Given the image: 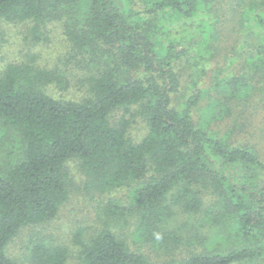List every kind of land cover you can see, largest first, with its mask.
Segmentation results:
<instances>
[{
    "label": "trees",
    "instance_id": "16d2710c",
    "mask_svg": "<svg viewBox=\"0 0 264 264\" xmlns=\"http://www.w3.org/2000/svg\"><path fill=\"white\" fill-rule=\"evenodd\" d=\"M3 21L24 22L33 43L59 23L58 59L85 73L73 81L36 54L0 72V120L21 141L0 166V264H18L9 244L69 201L72 159L85 192L123 195L99 202L98 225H77L70 243L32 242L29 264H68L72 248L79 264H264V160L233 140L245 116L236 108L264 92V0H0V35ZM225 30L235 40L223 51ZM220 51L226 70L208 71L205 54ZM71 85L82 94L48 90ZM127 231L158 252L191 247L155 260Z\"/></svg>",
    "mask_w": 264,
    "mask_h": 264
},
{
    "label": "rangeland",
    "instance_id": "374dc122",
    "mask_svg": "<svg viewBox=\"0 0 264 264\" xmlns=\"http://www.w3.org/2000/svg\"><path fill=\"white\" fill-rule=\"evenodd\" d=\"M44 34L47 35V39L40 41L39 43H33L31 39L27 37L26 24L14 23V22H1V35H0V72L9 63H18L25 59L31 60L33 54H36L32 62L42 67H48L53 69L56 66L61 65L66 66L68 72L66 73L68 77L72 80L81 77L85 71L79 66V62L75 59H70V63L67 59H58L61 54H64L67 50L64 40V32L62 27L57 22H50L43 28ZM218 45L223 51L229 49L231 45H234L235 36L229 34L228 30L221 32ZM197 47V46H196ZM217 47V46H216ZM213 57L211 54L206 53L204 60H209V67L205 63V68L211 71L216 66L221 69L227 63L223 54ZM213 57V58H212ZM217 69V73L222 74L223 70ZM208 85L210 77L203 78ZM74 81V80H73ZM50 94L55 96H67L75 97L82 94L83 89H78L76 86L71 85L69 90L60 91L56 87H52ZM235 111V115L244 113L245 116L239 119V123L244 121V125L239 124L240 128L243 130L241 132L235 131L233 140L235 143L251 144L254 145L260 157L264 160V92L260 91L255 94L249 102L239 105ZM229 123L231 120H224L216 123L214 129L217 130L219 125L221 129L230 127ZM144 125L138 121L137 127V137L143 133L142 128ZM223 132V131H222ZM135 135V134H134ZM18 133L10 127L6 122L0 120V166H5L10 161H15L17 157L21 154L20 147L21 141L18 139ZM69 172L73 177L72 192L69 201L62 208L58 217L46 225H38L33 227L23 228L18 237H16L8 246V251L10 256L16 260L18 264H29L28 256L30 254V247L32 242L35 240L46 239L45 236H52L56 241H61L64 244L70 243V235L72 230L77 226H83L85 230L91 227H96L98 223L96 222V212L99 202L107 200L109 197H118L123 195L120 192L115 194H89L83 189V175L81 174L79 161L77 159H72L68 164ZM174 219V227L177 224L181 225L186 219V215L181 214L176 216ZM115 229L118 226H114ZM131 232V230H130ZM129 231L124 232L125 236L129 240L132 248H143L145 252L150 254V258L153 259H175L178 256H182L187 253V250L191 246H181L174 248H169L172 250H163L158 252L153 250L147 244L142 245L141 243H134L132 240V234ZM188 234V229L186 232ZM132 236V237H131ZM68 264H79L75 255L76 251H73ZM167 256V257H166Z\"/></svg>",
    "mask_w": 264,
    "mask_h": 264
}]
</instances>
